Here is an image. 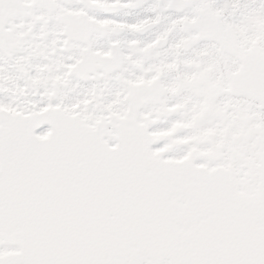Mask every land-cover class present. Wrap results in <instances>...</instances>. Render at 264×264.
<instances>
[{
  "label": "snow or ice",
  "instance_id": "6c2138e0",
  "mask_svg": "<svg viewBox=\"0 0 264 264\" xmlns=\"http://www.w3.org/2000/svg\"><path fill=\"white\" fill-rule=\"evenodd\" d=\"M0 264H264V0H0Z\"/></svg>",
  "mask_w": 264,
  "mask_h": 264
}]
</instances>
